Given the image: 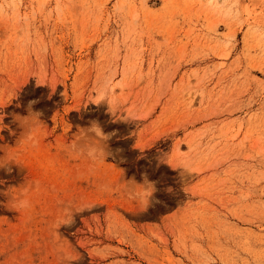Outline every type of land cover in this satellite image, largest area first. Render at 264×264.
<instances>
[{
	"label": "rangeland",
	"instance_id": "1",
	"mask_svg": "<svg viewBox=\"0 0 264 264\" xmlns=\"http://www.w3.org/2000/svg\"><path fill=\"white\" fill-rule=\"evenodd\" d=\"M0 264H264V0H0Z\"/></svg>",
	"mask_w": 264,
	"mask_h": 264
},
{
	"label": "bare ground",
	"instance_id": "2",
	"mask_svg": "<svg viewBox=\"0 0 264 264\" xmlns=\"http://www.w3.org/2000/svg\"><path fill=\"white\" fill-rule=\"evenodd\" d=\"M209 1V0H208ZM189 100H190V98H189Z\"/></svg>",
	"mask_w": 264,
	"mask_h": 264
}]
</instances>
